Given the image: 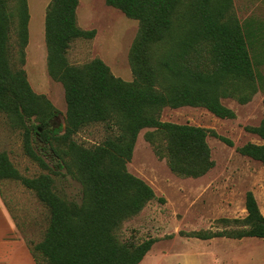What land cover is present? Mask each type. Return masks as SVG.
I'll use <instances>...</instances> for the list:
<instances>
[{
    "label": "trees",
    "instance_id": "trees-1",
    "mask_svg": "<svg viewBox=\"0 0 264 264\" xmlns=\"http://www.w3.org/2000/svg\"><path fill=\"white\" fill-rule=\"evenodd\" d=\"M79 2L50 0L45 14L48 71L62 83L67 102L66 131L56 142L98 122L105 123L111 133L92 147L72 141L71 163L47 130L41 134V150L52 154L55 166L76 165L83 187L80 201L60 195L48 173L22 175L5 151H0V179L20 181L50 209L45 237L33 246L29 244L37 264H139L156 239L125 242L116 232L150 201L158 198L165 202V198L157 197L150 184L128 170L138 134L147 127L167 134L173 171L199 176L209 170L213 161L207 136L213 134L229 145L233 141L213 129L163 121L161 111L167 106H204L218 117L234 118L235 111L221 102V95L234 93L227 87L223 93L222 87L231 80L256 78L250 32L233 14L232 0H106L138 19L140 38L149 41L142 53L138 42L135 44L136 78L126 81L114 75L101 58L82 65L70 63L67 53L71 43L77 38H94L97 33L78 25ZM30 16L28 0H0V113L28 123L27 152L50 168L30 145L32 133L42 130L32 116L38 115L48 124L59 111L33 90L25 69L14 66L10 58L9 42L14 32L20 63L25 62ZM155 43L159 55L152 50ZM248 128L264 140V118L259 126ZM239 151L261 161L264 167V143H247ZM246 208L248 214L242 222L248 228L238 233L183 234L204 240L226 235L264 238V215L252 191L246 194Z\"/></svg>",
    "mask_w": 264,
    "mask_h": 264
},
{
    "label": "rangeland",
    "instance_id": "rangeland-1",
    "mask_svg": "<svg viewBox=\"0 0 264 264\" xmlns=\"http://www.w3.org/2000/svg\"><path fill=\"white\" fill-rule=\"evenodd\" d=\"M50 0H28L30 8L29 43L25 62L20 63L17 38L10 37V58L14 66L25 69L33 90L44 95L59 112L48 124L38 115L32 116L40 132L32 133L30 145L40 153L50 168H45L27 152L28 123L6 113H0V151L9 155L22 175L36 177L50 174L57 192L80 201L82 183L76 165L55 166L52 154L42 151L41 138L46 132L62 149L64 159L71 163L70 143L92 147L104 142L111 133L105 123H92L71 138L56 142L66 131L67 102L65 89L55 80L47 67L45 42V12ZM78 25L85 30L96 29L94 38H77L68 50L70 63L82 65L94 58L103 59L114 75L126 81L135 76V44L145 52L149 41L140 38L141 23L106 0H79ZM232 12L250 32L248 40L257 72L251 80H231L222 87L234 94L221 95V102L235 111L234 118H221L204 106L165 107L161 120L213 129L233 141L229 145L209 134L210 160L213 166L199 176L183 175L172 170L168 160L170 140L166 133L143 128L134 147L128 170L150 184L158 198L150 201L137 215L124 221L116 234L121 241L141 243L149 238L156 242L139 264H222L224 254L228 262L264 264V239H227V235L248 228L242 220L247 216L246 194L252 191L264 215V167L261 161L244 155L239 148L247 143L263 144V138L248 127L259 126L264 118V0H232ZM177 33V31H176ZM178 36V34H176ZM154 55L160 54L155 43ZM70 151V152H69ZM0 192L13 215L19 235L28 244L41 241L50 223V209L36 192L14 179H0ZM202 234L226 233L210 239L187 236L186 232ZM238 247V248H237Z\"/></svg>",
    "mask_w": 264,
    "mask_h": 264
},
{
    "label": "crops",
    "instance_id": "crops-1",
    "mask_svg": "<svg viewBox=\"0 0 264 264\" xmlns=\"http://www.w3.org/2000/svg\"><path fill=\"white\" fill-rule=\"evenodd\" d=\"M49 2L47 3L49 4ZM246 238H255L260 240L264 239L257 236H245L243 238L227 237V239H231L237 242L242 241ZM230 256L231 253L224 254L223 258H221L222 264H237L236 262L227 261L226 257H230ZM0 264H37L30 250L29 244L23 237L19 235L18 225L13 215L11 214L9 208L5 204L1 192H0Z\"/></svg>",
    "mask_w": 264,
    "mask_h": 264
},
{
    "label": "water",
    "instance_id": "water-1",
    "mask_svg": "<svg viewBox=\"0 0 264 264\" xmlns=\"http://www.w3.org/2000/svg\"><path fill=\"white\" fill-rule=\"evenodd\" d=\"M40 130H41V128H40Z\"/></svg>",
    "mask_w": 264,
    "mask_h": 264
}]
</instances>
